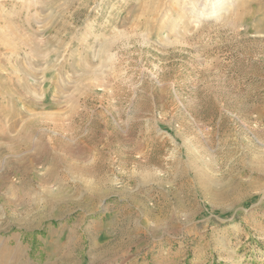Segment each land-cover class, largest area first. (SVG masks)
I'll use <instances>...</instances> for the list:
<instances>
[{"label": "rangeland", "instance_id": "rangeland-1", "mask_svg": "<svg viewBox=\"0 0 264 264\" xmlns=\"http://www.w3.org/2000/svg\"><path fill=\"white\" fill-rule=\"evenodd\" d=\"M3 249L264 264V0H0Z\"/></svg>", "mask_w": 264, "mask_h": 264}, {"label": "bare ground", "instance_id": "bare-ground-1", "mask_svg": "<svg viewBox=\"0 0 264 264\" xmlns=\"http://www.w3.org/2000/svg\"><path fill=\"white\" fill-rule=\"evenodd\" d=\"M204 7H205V5H204ZM203 7V8H204ZM216 8H214V9H212V10H215ZM206 11H208V9H206ZM206 14V13H205ZM207 15L208 16H210L211 14H209V13H207ZM27 143V142H26ZM15 249V248H14ZM11 252H13V250H11V251H9V249H3V251H2V256H1V258H0V264H3L4 263V255L6 254H10ZM15 253H18L17 251L15 252ZM20 254V253H19ZM23 264H25V263H23Z\"/></svg>", "mask_w": 264, "mask_h": 264}]
</instances>
